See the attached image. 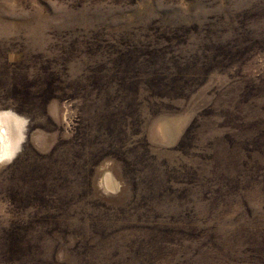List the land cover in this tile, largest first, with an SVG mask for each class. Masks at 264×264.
I'll list each match as a JSON object with an SVG mask.
<instances>
[{"label":"rangeland","instance_id":"rangeland-1","mask_svg":"<svg viewBox=\"0 0 264 264\" xmlns=\"http://www.w3.org/2000/svg\"><path fill=\"white\" fill-rule=\"evenodd\" d=\"M0 117V264H264V0H0Z\"/></svg>","mask_w":264,"mask_h":264},{"label":"bare ground","instance_id":"bare-ground-1","mask_svg":"<svg viewBox=\"0 0 264 264\" xmlns=\"http://www.w3.org/2000/svg\"><path fill=\"white\" fill-rule=\"evenodd\" d=\"M10 138V137H9ZM19 142V141H18ZM10 144V142H9ZM13 145V143H12ZM17 145V143H16ZM10 146V145H9ZM7 137H6V134H5V131H4V126L2 124V120H1V117H0V158L2 157L3 154H6V152L9 153V150L7 148ZM12 147V146H11ZM12 149V148H10ZM15 149V148H14ZM13 152V151H12ZM11 153V152H10ZM9 153V154H10ZM11 155V154H10ZM8 157V156H6Z\"/></svg>","mask_w":264,"mask_h":264},{"label":"trees","instance_id":"trees-1","mask_svg":"<svg viewBox=\"0 0 264 264\" xmlns=\"http://www.w3.org/2000/svg\"><path fill=\"white\" fill-rule=\"evenodd\" d=\"M175 65L178 66V67H180V64H179L178 62L175 63ZM135 84H137V83H135ZM165 86H166V85H164V87H165ZM183 88H185V87L183 86ZM121 106H122V104H121V103H118V105L114 106V108L119 110V109L121 108ZM123 115H124V114H123ZM120 132L123 133L122 129L118 131L119 134H120ZM106 134H107V135L110 134V133H109V128H108L107 126H106ZM55 230L58 231V230H59V227L56 228Z\"/></svg>","mask_w":264,"mask_h":264}]
</instances>
